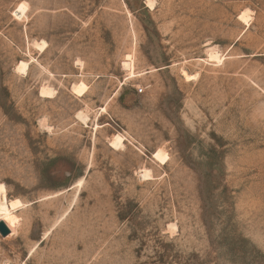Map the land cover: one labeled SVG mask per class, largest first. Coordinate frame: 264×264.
<instances>
[{"label": "rangeland", "instance_id": "1", "mask_svg": "<svg viewBox=\"0 0 264 264\" xmlns=\"http://www.w3.org/2000/svg\"><path fill=\"white\" fill-rule=\"evenodd\" d=\"M0 183V264H264V0H0Z\"/></svg>", "mask_w": 264, "mask_h": 264}, {"label": "bare ground", "instance_id": "2", "mask_svg": "<svg viewBox=\"0 0 264 264\" xmlns=\"http://www.w3.org/2000/svg\"><path fill=\"white\" fill-rule=\"evenodd\" d=\"M44 44H45L44 42L37 44L40 51H43L45 49ZM210 57L214 58L217 62L221 61V56L219 54L210 52ZM123 62L126 63L125 69L128 72L127 76L133 77L135 75L133 56L132 55H126V58ZM78 66H81V64H79ZM16 70L19 72L25 73V71L27 70L26 62L23 63L21 61L20 63H18L16 65ZM195 75L187 74L186 71L182 70V76L186 80H190V79L195 78ZM85 88H86L85 84L83 82L79 81V82L72 85L71 90L74 93L81 95ZM52 90L53 89H49L47 87H44V88L40 89L39 94L42 97H50L54 93V92L52 93ZM101 111H105V106L101 108ZM84 114L85 113H82L79 115V117L82 121H85L88 118L87 114H85V115ZM122 142H123V136L120 134H117L111 140L110 146L117 148V147L122 146ZM153 157H154V159L160 161L161 163H165V161L167 159L166 154L160 149H158L156 152L153 153ZM140 172H141L140 173L141 177L150 178L149 170H147L146 168H143L142 170H140ZM21 205H22V203L20 202V200L8 198L6 186L3 183H0V222H3L10 229V234L3 237L4 239L16 234L17 227L19 224V219L16 216L15 212L20 208Z\"/></svg>", "mask_w": 264, "mask_h": 264}, {"label": "water", "instance_id": "3", "mask_svg": "<svg viewBox=\"0 0 264 264\" xmlns=\"http://www.w3.org/2000/svg\"><path fill=\"white\" fill-rule=\"evenodd\" d=\"M8 234H10V229L3 222H0V235L5 237Z\"/></svg>", "mask_w": 264, "mask_h": 264}, {"label": "built area", "instance_id": "4", "mask_svg": "<svg viewBox=\"0 0 264 264\" xmlns=\"http://www.w3.org/2000/svg\"><path fill=\"white\" fill-rule=\"evenodd\" d=\"M142 90H143L142 88H138V89H137V91H138L139 93H141Z\"/></svg>", "mask_w": 264, "mask_h": 264}]
</instances>
